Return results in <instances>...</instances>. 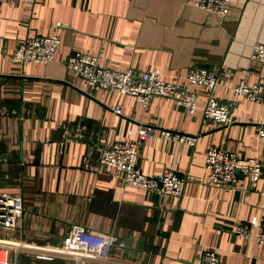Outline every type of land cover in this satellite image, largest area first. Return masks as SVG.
<instances>
[{"label": "crops", "instance_id": "1", "mask_svg": "<svg viewBox=\"0 0 264 264\" xmlns=\"http://www.w3.org/2000/svg\"><path fill=\"white\" fill-rule=\"evenodd\" d=\"M57 33L60 43L46 64L11 61L25 38ZM264 40V0H232L226 15L204 11L192 0H35L0 7V192L20 194L16 231L0 227V241L16 264H78L71 256L36 260L26 250L62 251L75 228L114 233L125 247L83 264H198L205 249L220 264H264V247L237 235L235 225L264 220V103L236 96L241 80L264 83V62L250 58ZM73 51L98 57L103 67L157 69L163 79L199 94L193 113L170 98L146 106L134 96L100 89L87 95L65 66ZM192 69L214 70L215 96L231 106L233 121L214 126L202 109L209 92L187 80ZM230 70V72H229ZM120 106L115 112L113 107ZM65 125L83 134L63 141ZM141 126L198 135L194 146L144 141L139 167L145 174L172 168L186 178L180 197L161 195L83 166L98 136L135 139ZM219 146L239 157H258L261 177L249 188L237 172L234 188L207 182L204 156ZM90 165L97 163L92 157ZM63 252V251H62Z\"/></svg>", "mask_w": 264, "mask_h": 264}, {"label": "built area", "instance_id": "2", "mask_svg": "<svg viewBox=\"0 0 264 264\" xmlns=\"http://www.w3.org/2000/svg\"><path fill=\"white\" fill-rule=\"evenodd\" d=\"M9 1L33 3L35 0H0V7ZM192 2L204 11L221 16L228 13L232 4V0H192ZM59 43L57 33L29 36L13 50L10 59L21 65L46 64L54 59ZM250 58L264 62V40L252 44ZM65 66L77 77V88L90 96L97 90L110 89L132 95L144 106L154 96H162L185 106L189 113L195 111L200 100L197 92L164 80L157 69L119 70L103 67L96 55L83 51L71 52L65 61ZM187 80L209 92L202 109V115L206 121L214 126H225L232 123L230 104L219 100L214 94L218 84L214 70L192 69L187 74ZM234 92L236 96L246 100L264 103V83L262 82L248 84L241 80L234 86ZM113 110L119 112L120 106L113 107ZM62 126L64 128L63 141L83 138L82 132H79L77 128L69 130L65 125ZM156 131L165 141L190 146H194L198 139V135L195 134L155 129L151 126H141L135 139L109 141L102 135L98 136L92 149L87 153L83 166L99 174L106 173V168H110L109 174L121 180L123 186H136L161 195L180 197L185 189L186 178L179 176L172 168H165L154 174H145L139 167L141 147L145 139ZM257 139L264 141V124L258 126ZM93 156H96L97 163L91 166L90 161ZM204 168L207 182L216 189L236 187L237 172L245 175L249 188H256L262 171L260 158L239 157L219 146H210L206 150ZM22 211L23 197L20 194L0 192L1 228L16 231ZM235 233L246 240H251L258 247H264V220L239 222L235 225ZM64 246L63 252L59 251V253L47 249L26 250L25 252L26 255L36 260L54 261L64 255L73 257L78 264H83L88 259H106L111 249L125 247V241L114 233L103 234L86 228H75L65 239ZM8 247V244L0 241V264H16L7 256ZM198 264H220L217 251L205 249Z\"/></svg>", "mask_w": 264, "mask_h": 264}]
</instances>
